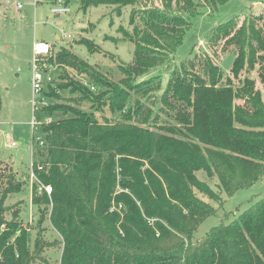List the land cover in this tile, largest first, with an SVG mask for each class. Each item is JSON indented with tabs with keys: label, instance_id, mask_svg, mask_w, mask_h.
<instances>
[{
	"label": "trees",
	"instance_id": "1",
	"mask_svg": "<svg viewBox=\"0 0 264 264\" xmlns=\"http://www.w3.org/2000/svg\"><path fill=\"white\" fill-rule=\"evenodd\" d=\"M72 1L64 0L66 5ZM137 1L80 0V6ZM226 1L205 0L211 12ZM139 20L147 32L136 41L133 62L120 68L122 85L106 81L68 52L48 59L51 68H79L89 83L55 79L50 71L42 92L47 105L37 119L60 118L42 121L31 144V170L51 188L40 198L32 185V204L44 206L39 225L47 220L61 237L59 264H264V196L236 220L194 239L200 224L216 216L197 194L218 205L221 194L246 190L264 174L262 92L254 80L239 79L244 70L257 67L264 91L262 30L248 20L238 27L235 16L206 36L208 44L222 42L224 53L234 47L230 73L238 84L223 82L212 55L195 54L169 72L156 110L135 100L125 112L133 94L147 100L161 89L160 76L136 79L168 52L174 54L191 26V20L156 10ZM66 90L77 93L72 105L56 102ZM82 102L90 103V111L77 108ZM103 107L122 120L101 121L96 112ZM199 174L215 180L216 191ZM11 188L8 183L0 195V264H35L41 260L38 240L30 248L21 223L2 217L1 203Z\"/></svg>",
	"mask_w": 264,
	"mask_h": 264
},
{
	"label": "rangeland",
	"instance_id": "2",
	"mask_svg": "<svg viewBox=\"0 0 264 264\" xmlns=\"http://www.w3.org/2000/svg\"><path fill=\"white\" fill-rule=\"evenodd\" d=\"M33 2L34 0H0V195L6 192L8 183L12 186L1 203V209L6 222L16 220L27 230L30 235V248L33 247L34 240H38L39 248L42 247L39 255L41 260L37 259L35 264H59L63 245L61 237L51 229L47 220L39 225L40 210L44 206L33 205L31 201L34 192V181L30 177L31 144L38 136L37 132L33 134L30 127L33 117L30 69L33 42L52 45L53 53L50 58H54L61 51L68 52L106 81L122 85L124 76L120 68L133 62L136 41H140L139 38L147 32L139 20L141 15L149 10H156L169 17H182L186 22L191 20V26L176 52H168L165 60L161 57V62H157L155 67L136 79L140 82L160 76L157 81L161 89L150 93L151 97L147 100L141 94H133L125 108V112L129 111L134 107L135 100H139L154 111L159 107L157 101L166 85L169 72L195 54L212 55L213 62L222 73L223 82L230 79L238 84L230 73L234 47H228V51L224 53L222 42L217 46L208 44L206 36L213 28L236 16L238 27L249 21L255 29L262 30L264 37V0H228L216 5L214 12L206 7L205 0H138L133 5L114 3L87 8L80 6V0H73L69 5V13L59 17L50 13L52 0H43L36 7ZM18 5L21 6L19 10ZM132 14L137 15L134 16L133 25L129 23ZM191 16L195 17L190 18ZM62 33L70 35L71 39L58 40L57 36ZM83 41L89 44L84 45ZM88 46L92 51H89ZM256 70L257 67L253 72L244 70L239 79L254 80L264 101V91L258 82ZM51 75L55 79L67 76L73 81L89 83L88 76L79 72V68L53 65ZM59 96L60 99L56 102L72 105L70 100L76 99L77 93L72 94L66 90L60 92ZM76 106L85 112L92 108L87 102ZM102 110L96 112L100 120L107 118L111 123L122 120L119 114L109 113L107 107ZM57 118H60L59 114L48 119L53 121ZM9 140L14 141L17 147L7 148L6 143ZM198 177L216 191L215 180H208L204 174H199ZM35 194L40 198L43 195L38 191ZM197 195L215 208L216 216L209 217L200 224L194 239L204 237L209 229L221 222L228 224L236 220L251 204L261 199L264 196V174L246 190L237 191L232 196L221 194L218 205L205 196Z\"/></svg>",
	"mask_w": 264,
	"mask_h": 264
},
{
	"label": "built area",
	"instance_id": "3",
	"mask_svg": "<svg viewBox=\"0 0 264 264\" xmlns=\"http://www.w3.org/2000/svg\"><path fill=\"white\" fill-rule=\"evenodd\" d=\"M43 0H34L33 4L36 7L39 2ZM17 9H21V6L18 5ZM50 13L53 16H61L63 14L69 13V5H66L64 0H52L50 6ZM58 40H70V35L61 34L57 36ZM31 59H30V69H31V89H32V112L33 117L30 122V127L32 132L34 133L42 121L37 119L39 114V110L46 106V100L42 95L44 87L50 82V71L51 67L48 65V59L51 57L53 53V46L48 45L44 42H33L31 49ZM44 123L50 122L49 119H45ZM9 138V136H7ZM6 147L9 149L16 148L17 145L14 141L9 140L6 143ZM32 166V165H31ZM30 177L34 181V185H36L39 193L45 192L47 195L51 193V188L42 185L34 175V173L30 172ZM32 181V183H33Z\"/></svg>",
	"mask_w": 264,
	"mask_h": 264
},
{
	"label": "crops",
	"instance_id": "4",
	"mask_svg": "<svg viewBox=\"0 0 264 264\" xmlns=\"http://www.w3.org/2000/svg\"><path fill=\"white\" fill-rule=\"evenodd\" d=\"M255 4V3H254ZM256 5V4H255ZM259 5V4H258Z\"/></svg>",
	"mask_w": 264,
	"mask_h": 264
}]
</instances>
